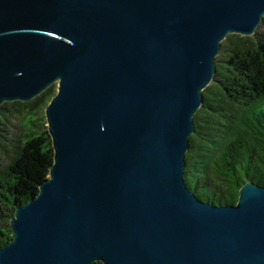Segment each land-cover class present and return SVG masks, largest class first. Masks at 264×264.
Here are the masks:
<instances>
[{"label": "water", "instance_id": "1", "mask_svg": "<svg viewBox=\"0 0 264 264\" xmlns=\"http://www.w3.org/2000/svg\"><path fill=\"white\" fill-rule=\"evenodd\" d=\"M263 21L264 0H0V109L57 85L0 264H264V187L216 205L185 182L221 43Z\"/></svg>", "mask_w": 264, "mask_h": 264}, {"label": "trees", "instance_id": "2", "mask_svg": "<svg viewBox=\"0 0 264 264\" xmlns=\"http://www.w3.org/2000/svg\"><path fill=\"white\" fill-rule=\"evenodd\" d=\"M263 30L264 21L253 36L221 43L215 76L203 91L185 154L186 185L201 201L234 205L244 183L264 187ZM56 94L52 86L31 102L0 109V249L13 237L15 208L48 179L54 152L45 109Z\"/></svg>", "mask_w": 264, "mask_h": 264}, {"label": "rangeland", "instance_id": "3", "mask_svg": "<svg viewBox=\"0 0 264 264\" xmlns=\"http://www.w3.org/2000/svg\"><path fill=\"white\" fill-rule=\"evenodd\" d=\"M263 31H264V30H263ZM55 86L57 87V85H55ZM1 157H2V154H1V152H0V162H1V159H2Z\"/></svg>", "mask_w": 264, "mask_h": 264}]
</instances>
